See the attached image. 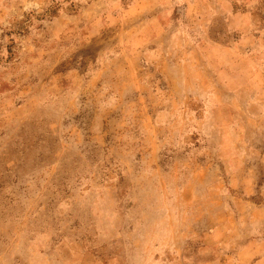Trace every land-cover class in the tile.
<instances>
[{
	"label": "rangeland",
	"instance_id": "obj_1",
	"mask_svg": "<svg viewBox=\"0 0 264 264\" xmlns=\"http://www.w3.org/2000/svg\"><path fill=\"white\" fill-rule=\"evenodd\" d=\"M0 264H264V0H0Z\"/></svg>",
	"mask_w": 264,
	"mask_h": 264
}]
</instances>
